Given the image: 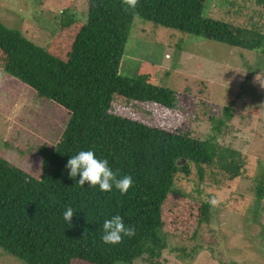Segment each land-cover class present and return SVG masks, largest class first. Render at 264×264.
Segmentation results:
<instances>
[{
  "label": "trees",
  "instance_id": "16d2710c",
  "mask_svg": "<svg viewBox=\"0 0 264 264\" xmlns=\"http://www.w3.org/2000/svg\"><path fill=\"white\" fill-rule=\"evenodd\" d=\"M206 1L138 0L136 7L130 8L123 0H83L85 20L77 19L70 8L63 11L47 48L0 23V72L21 82L48 105L34 118L47 121L53 116L49 128L58 133L52 147L39 148L38 177L0 155L2 261L133 264L144 260L158 264L156 260L167 245L161 214L166 198L198 199L179 187L178 175L189 176L192 166L200 181L206 168L229 178L236 176L238 166L242 167L238 153L228 148L221 150L224 155L210 151L208 142L175 128L177 120L172 114L177 97L172 90L119 72L131 30V35L145 31V25L137 21L264 55L262 26L237 28L205 18ZM258 4L264 5V0ZM234 98L239 99L240 94L236 92ZM116 103L151 104L164 113L146 121L139 115L123 117L112 112ZM234 104L232 101L225 110L227 119ZM57 121H62L60 131ZM45 127L36 133L47 135ZM81 150H92L98 159H107L118 177L130 175L133 184L127 193L122 195L114 185L107 192L87 182L81 187L77 184L79 174L70 178L66 163ZM254 186L260 201L264 198V175ZM68 207L74 211L71 226L63 218ZM209 208V203L203 206L198 225L210 220L206 215ZM115 214L123 217L126 227H134L136 234L120 244H104L103 221ZM195 235L194 226L192 240Z\"/></svg>",
  "mask_w": 264,
  "mask_h": 264
},
{
  "label": "rangeland",
  "instance_id": "374dc122",
  "mask_svg": "<svg viewBox=\"0 0 264 264\" xmlns=\"http://www.w3.org/2000/svg\"><path fill=\"white\" fill-rule=\"evenodd\" d=\"M81 2L0 0V23L47 48L63 11L70 8L77 19L85 20ZM204 17L237 28L257 24L264 31V5L258 0H207ZM137 24H144L145 31L131 35V30L119 64L121 76L172 90L177 97L172 114L177 120L175 128L208 142L210 151L223 154L221 150L228 148L238 153L237 162L242 163L234 178L206 168L200 181L192 166L189 176L178 175L179 187L198 199L166 198L161 214L167 245L157 263L264 264V198L257 200L254 186L264 175V55L149 22ZM236 92L239 99L234 98ZM232 101L235 104L227 119L225 110ZM119 103L112 112L123 117L139 115L146 121L163 112L151 104ZM45 106L28 87L0 72V155L37 177L41 173L39 148L52 147L58 135L49 128L53 116L47 121L34 118ZM36 108L39 111L31 112ZM164 120L167 122L166 117ZM62 121L56 122L59 131ZM44 126L48 134L42 137L36 131ZM198 181L201 184L196 186ZM206 203L210 204L206 213L210 220L198 225ZM193 225L196 237L192 240ZM194 250V257L185 256ZM0 264L18 263L2 261L0 255ZM133 264L148 263L137 260Z\"/></svg>",
  "mask_w": 264,
  "mask_h": 264
},
{
  "label": "clouds",
  "instance_id": "9594fccd",
  "mask_svg": "<svg viewBox=\"0 0 264 264\" xmlns=\"http://www.w3.org/2000/svg\"><path fill=\"white\" fill-rule=\"evenodd\" d=\"M123 3L130 8H135L138 0H123ZM66 168L70 178L75 179L79 174V184L81 187L88 183L89 186H99L100 191H111L113 185L123 195L133 184L130 175L118 177L108 166L107 159H98L92 150H81L77 154L71 156ZM74 211L68 207L63 213L64 220L71 226V219ZM136 234V229L132 226H125L123 217L119 214L105 219L102 225L101 240L104 244L116 245L122 243L125 237L131 238Z\"/></svg>",
  "mask_w": 264,
  "mask_h": 264
}]
</instances>
